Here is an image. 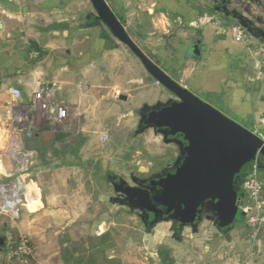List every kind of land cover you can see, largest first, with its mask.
<instances>
[{
    "label": "crops",
    "instance_id": "1",
    "mask_svg": "<svg viewBox=\"0 0 264 264\" xmlns=\"http://www.w3.org/2000/svg\"><path fill=\"white\" fill-rule=\"evenodd\" d=\"M81 1L0 0V132L5 128L3 104L12 88H19L22 100L26 102L39 85L54 84L57 88L56 96L70 111L69 121L59 130L37 127L32 139H24L27 148L37 151L30 143L41 134L78 130L76 119L85 118L92 109L91 104L86 102V92L95 91L94 106L112 90L114 92L110 97L121 100L120 94L126 96L122 102L130 97L123 84L108 82L109 74H103L105 69L110 68L108 63L119 53L118 45H125L113 36L96 17V13L87 11ZM106 2L113 11L124 16L127 26L133 23L132 27L128 26L131 29L130 37L139 46H143V51L149 53L168 75L175 77L179 84L228 117L252 131H260L264 139V128L258 122L259 117L264 115V70H259L257 54L262 44L260 41L253 38L251 46L248 42L235 41L228 27L218 18L214 23L198 27L189 24L197 16L190 5L201 3L211 6L209 0ZM174 13L180 14L183 19L177 16L173 21L171 17ZM250 14L258 17L264 27V9L251 4ZM177 18L182 23H177ZM32 43L40 48V52ZM30 51H36L37 56L30 57ZM124 82V85H128L129 80ZM99 86L102 89L96 93ZM103 88H106L104 92ZM2 146L0 138V148ZM36 163L37 157L31 168V176L37 167ZM6 167L9 171L13 169L9 159ZM259 168L264 184V161H261ZM243 175L239 174L235 181L240 200L247 198L241 188ZM60 198H65V195L49 187L42 194L41 206L29 209L31 212H54L60 207ZM9 226L11 224L0 220V264H39L33 255V259L12 257L6 251ZM15 226L17 228V224ZM221 226V230L217 226L220 231L229 228L232 235L218 262L207 264H264V229L258 241L252 245L249 226L234 216L230 222ZM17 230L11 234H19ZM54 260L55 255H52L47 262L53 264Z\"/></svg>",
    "mask_w": 264,
    "mask_h": 264
},
{
    "label": "rangeland",
    "instance_id": "2",
    "mask_svg": "<svg viewBox=\"0 0 264 264\" xmlns=\"http://www.w3.org/2000/svg\"><path fill=\"white\" fill-rule=\"evenodd\" d=\"M81 5L96 13L89 0H82ZM117 50L119 53L103 74H109L108 82L123 84L129 99L122 102L110 97L112 90L94 106L95 91L86 92V102L92 109L85 118L76 119L78 130L73 129L62 142L54 141V133L41 134L31 141L37 148L31 189L37 192L39 207L42 194L49 187L65 198H60V207L54 212H31L28 206H21L13 219L0 215L2 222L11 224L7 239L18 229L17 235L32 245L28 258L34 256L39 264H52L47 262L52 255H55L53 264H64L60 257L63 247L80 249L90 236L105 232L110 234L112 243L107 255L118 257L121 264L218 262L232 232L229 228L223 231L217 228L218 215L209 199L201 202L195 220L179 229H176L179 207L169 216H154L148 223L145 211L128 202L124 188L155 190L149 181L162 172L153 169L151 158L174 157V163H170L174 168L184 154L182 144L169 139L166 128L145 123L148 111L167 104L175 96L156 84L125 46L119 44ZM125 80H129L128 85H124ZM100 89L99 86L96 93ZM102 133H106V139H102ZM7 154L1 153L0 148V168L9 173ZM11 183L7 176H0V184ZM160 247L169 252L165 260L157 254Z\"/></svg>",
    "mask_w": 264,
    "mask_h": 264
},
{
    "label": "water",
    "instance_id": "3",
    "mask_svg": "<svg viewBox=\"0 0 264 264\" xmlns=\"http://www.w3.org/2000/svg\"><path fill=\"white\" fill-rule=\"evenodd\" d=\"M209 1L215 11L235 20L248 35L264 44V27L258 17L250 14L251 4L264 9L262 0ZM89 2L96 17L134 54L145 71L175 96L167 104L148 111L145 123L179 132L186 143L185 146L180 142L184 154L180 163L159 179V191L148 193L127 187L125 192L148 211H158L156 204H163L164 212L170 214L178 203L183 215H193L201 202L209 199L216 213L231 211L234 214L229 219L236 216L240 204L236 178L250 172L254 162L264 161V139L171 78L134 42L106 0ZM234 2L244 7L241 9ZM119 98L125 100L126 96L120 94Z\"/></svg>",
    "mask_w": 264,
    "mask_h": 264
},
{
    "label": "built area",
    "instance_id": "4",
    "mask_svg": "<svg viewBox=\"0 0 264 264\" xmlns=\"http://www.w3.org/2000/svg\"><path fill=\"white\" fill-rule=\"evenodd\" d=\"M264 2V0H262ZM236 6H240L239 4ZM216 21V16L209 13L197 15L189 24L200 26ZM177 23H182L177 18ZM231 37L238 42H247L246 31L240 25H232L227 28ZM36 51H30V57L37 56ZM259 55V70H264V44L257 49ZM57 88L54 84H41L34 89L28 100H22L19 88H12L8 99L3 104L5 113V128L0 132L3 145L1 153L5 152L13 165L12 171L3 174L11 184H0V215L13 219L17 216L21 206H28L29 201L38 199L37 192L32 183L31 168L33 167L37 152L34 148H27L24 139H32L35 129L49 127L56 130L69 121V108L56 96ZM259 125L264 128V115L258 119ZM260 137V131H253ZM106 139V133L101 134ZM5 149V150H4ZM4 150V151H3ZM259 163L252 164V170L245 172L241 179V188L246 193L250 205L244 207V213H249L247 222L250 226V239L252 245L258 241L261 230L264 229V186L258 175ZM30 181V182H29ZM11 253L30 254L31 248L22 241ZM213 264V263H210Z\"/></svg>",
    "mask_w": 264,
    "mask_h": 264
},
{
    "label": "trees",
    "instance_id": "5",
    "mask_svg": "<svg viewBox=\"0 0 264 264\" xmlns=\"http://www.w3.org/2000/svg\"><path fill=\"white\" fill-rule=\"evenodd\" d=\"M190 6L196 11L197 15H200L202 13H209V14L215 15L216 18H218L220 21H222L226 27H229L232 25H237V22L235 20H233L230 17L223 15L220 12L215 11L209 5L198 3L197 5H190ZM114 13L118 17V19L122 22V24L125 26L127 33L131 36V29L127 26V23L125 22L124 16L115 12V11H114ZM177 16L181 17L180 14L174 13V15H173V17H171V19L174 21ZM252 39L253 38L246 33V40H247L249 46H251ZM135 43L138 45L137 42H135ZM32 45L34 46V48L38 52H40L39 47H37L33 43H32ZM139 47L142 50L144 49V47L141 45ZM146 55H148L156 64H158V62L155 61L149 53H146ZM160 67L165 71V69L162 66H160ZM170 77L173 78L174 80H176L175 77H173V76H170ZM158 128H160V127H158ZM167 132H168V138L169 139H176L179 142H182V144H184L186 146V143H185V141H182V136L179 132H174V131H171L170 129H167ZM69 134H70L69 132L58 131L54 134V141L62 142L69 136ZM151 160L154 162L153 169H158L162 172L159 177L154 178L153 180L149 181V184L152 185V184H157L159 179L161 178V176L164 173L172 171V168L170 167V165L174 163L175 159H174V157L162 156L158 159L157 158H151ZM258 175H259V178L261 179L260 168L258 169ZM263 186H264V184H263ZM236 194L239 196V193L237 191H236ZM248 205H250V202L248 201L247 198L241 199L239 206L236 207V216H234L239 221H241L242 224L246 225L247 227L249 226V224L247 222V218H248L249 213L242 214V209ZM232 214H234V213L231 211L225 213V212H222L220 210L219 212H217V215H218V221H217L218 225L217 226L220 228V230L223 227L221 225H225V223L230 222V220L233 217L231 219H229V216H231ZM169 215L170 214L164 215V217L169 216ZM147 219H148V223H151L153 221V216H148ZM176 220H177L176 221L177 222L176 229H179L181 225H184V224H186L192 220H195V214L183 215V216L178 215ZM249 228H250V226H249ZM109 240H110V234L108 232H105V233H102L100 235L90 236L88 238V242H87L86 246L82 247L80 249L78 247H71V249H69L68 247H63L61 252H60L61 260L64 264H121V261L118 257H115V256L109 257L107 255V250L112 246V243L109 242ZM22 241H26V244L30 248H32L31 243L26 238L12 234L11 239L9 240L8 244L5 247L6 251L9 254L11 251H15L16 248L21 244ZM168 253L169 252L167 249H165L164 247H160L158 249L157 254L163 260H165L168 258V255H169ZM10 255L12 257H19V258H28L30 256V254H19V253H11Z\"/></svg>",
    "mask_w": 264,
    "mask_h": 264
},
{
    "label": "flooded vegetation",
    "instance_id": "6",
    "mask_svg": "<svg viewBox=\"0 0 264 264\" xmlns=\"http://www.w3.org/2000/svg\"><path fill=\"white\" fill-rule=\"evenodd\" d=\"M168 173H170V172L164 173V174L161 176V178L164 177V176H165L166 174H168ZM152 187H153L155 190L159 191V186H158V184H152ZM124 192H125V188H124ZM153 192H154V191H151V192H148V193H153ZM125 193H126V192H125ZM127 194H128V193H127ZM128 196H129L128 202H129L130 204H132V205H136V206H138V205H137L138 202L136 201V199H135L134 197L130 196L129 194H128ZM138 207H139V206H138ZM177 207L180 208V213H179V215H182V216H183V211H182L181 205L178 204V203L176 204V206H175L173 212H171L170 215L173 214V213L175 212V210H176ZM156 209H158V211H157V210L148 211V210H145V209H143V210L145 211L147 217H148V216H153V218H154V216H156V215H161V216L167 215V214L164 212V210H165V206H164L163 204H156ZM159 210L162 211V212H160Z\"/></svg>",
    "mask_w": 264,
    "mask_h": 264
},
{
    "label": "bare ground",
    "instance_id": "7",
    "mask_svg": "<svg viewBox=\"0 0 264 264\" xmlns=\"http://www.w3.org/2000/svg\"><path fill=\"white\" fill-rule=\"evenodd\" d=\"M39 205H40V201H39V199H36L34 202L29 201L28 208L37 209L39 207Z\"/></svg>",
    "mask_w": 264,
    "mask_h": 264
}]
</instances>
